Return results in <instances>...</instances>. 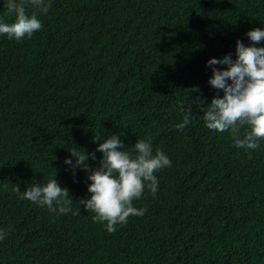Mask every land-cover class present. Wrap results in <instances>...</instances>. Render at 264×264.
<instances>
[{"label":"trees","instance_id":"16d2710c","mask_svg":"<svg viewBox=\"0 0 264 264\" xmlns=\"http://www.w3.org/2000/svg\"><path fill=\"white\" fill-rule=\"evenodd\" d=\"M44 3L47 13L25 5L42 24L31 38L0 35V230L10 229L0 264H264V140L236 148L230 132L207 129L198 106L223 96L208 81L227 66L207 61L235 60L237 40L252 44L264 0ZM15 19L0 0V23ZM112 135L133 156L150 139L171 166L154 173L155 195L146 186L133 201L145 214L109 233L79 204L91 196L90 172L65 160L75 164L72 149L95 152L96 170V149ZM54 178L73 200L67 214L12 190Z\"/></svg>","mask_w":264,"mask_h":264},{"label":"clouds","instance_id":"9594fccd","mask_svg":"<svg viewBox=\"0 0 264 264\" xmlns=\"http://www.w3.org/2000/svg\"><path fill=\"white\" fill-rule=\"evenodd\" d=\"M41 8L47 13L50 4L44 0H3V7L7 13L14 14V23H0V35H7L9 39L21 40L31 36L42 28L36 13L31 16L26 14L25 5ZM251 45L245 46L240 40L236 41V59L231 54L223 59H210L208 66L226 65V70L212 68V77L208 83L216 90L222 91L223 96H214L204 110V101L198 105L203 112L205 126L216 132H230L234 146L246 150H255L259 142L264 140V47H256L264 40V29L256 28L247 32ZM230 81V83H229ZM199 91L198 88L193 89ZM191 91V90H190ZM181 111H184L181 105ZM192 111L189 107L183 117L182 123L175 127L183 130L190 123ZM248 126L243 138H240V129ZM96 135L94 140H99ZM99 143H97L98 145ZM124 144L118 135L100 143L96 151L103 153L100 166L91 170L87 163L89 155L96 159L95 152L86 153L84 150L72 149L71 155L76 157L75 164L70 159L65 163L72 166L73 170L81 167L82 170L90 172L87 179L91 181L88 185L90 198L79 200L85 211H91L94 222L105 223L109 233L116 231V226L127 223L130 216H143L146 208L137 209L133 201L141 198L145 187L156 194L158 179L155 172L171 166L168 156L161 150L152 154L151 140H137L133 146L136 153L133 156L129 151H120ZM20 194L24 200L31 201L41 206H47L50 211H59L67 214L71 211L72 198L67 188L60 187L54 178L45 186L35 185L20 192L19 185L12 189ZM55 204V207H54ZM10 231V229L8 230ZM8 231L0 230V241L7 238Z\"/></svg>","mask_w":264,"mask_h":264}]
</instances>
